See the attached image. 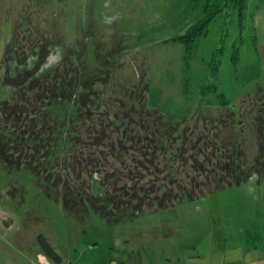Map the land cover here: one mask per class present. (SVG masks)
<instances>
[{
	"label": "rangeland",
	"instance_id": "rangeland-1",
	"mask_svg": "<svg viewBox=\"0 0 264 264\" xmlns=\"http://www.w3.org/2000/svg\"><path fill=\"white\" fill-rule=\"evenodd\" d=\"M62 37L72 46L88 41L92 69L98 67L97 45L102 54L115 52L114 78L132 80L144 71L148 106L175 122L201 113L215 119L225 99L248 117L243 125L253 144L247 156L256 155L249 125L264 102V0H0V101L13 96L4 80L18 71L15 59H4L9 43L18 42L28 56L46 39V69L59 61L61 48L54 43ZM37 55L29 57V67ZM40 234L60 263L42 254ZM141 234L153 241V262L160 256L171 264L175 244L195 256L230 252L239 244L264 254V169L239 186L112 222L92 209L85 217L67 211L46 180L0 159V264H114Z\"/></svg>",
	"mask_w": 264,
	"mask_h": 264
},
{
	"label": "trees",
	"instance_id": "trees-1",
	"mask_svg": "<svg viewBox=\"0 0 264 264\" xmlns=\"http://www.w3.org/2000/svg\"><path fill=\"white\" fill-rule=\"evenodd\" d=\"M42 41L28 56L15 40L5 51L18 71L4 80L14 94L0 101V159L46 180L67 211L85 217L92 209L112 222L132 220L239 186L264 169V102L249 125L259 149L247 156L253 144L243 125L248 117L225 99L215 119L201 113L195 122H175L148 106L144 71H135L132 80L114 78L115 52L102 54L95 45L98 67L92 69L88 41L72 46L62 37L54 43L61 48L59 61L41 69L49 55V43ZM37 242L44 256L61 262L43 234Z\"/></svg>",
	"mask_w": 264,
	"mask_h": 264
},
{
	"label": "crops",
	"instance_id": "crops-1",
	"mask_svg": "<svg viewBox=\"0 0 264 264\" xmlns=\"http://www.w3.org/2000/svg\"><path fill=\"white\" fill-rule=\"evenodd\" d=\"M149 238L150 237L141 234L138 241H135V238V240L130 239L128 252H126L122 258L118 257L114 264H167L160 256L159 258L155 256L153 262L148 250L152 247L153 241L151 242ZM155 238L156 237L151 235V239L155 241ZM225 239V237L220 239V241L224 242V248L226 246ZM257 240L258 239L255 241ZM175 245H173L170 254L172 255L171 259L173 261L171 264H264L262 248L249 252L247 248H243L241 244H239L230 252L224 250H210L195 256L192 255L194 250L189 251L181 248V251H179L180 247L176 245V248ZM183 251L188 252L181 253Z\"/></svg>",
	"mask_w": 264,
	"mask_h": 264
}]
</instances>
